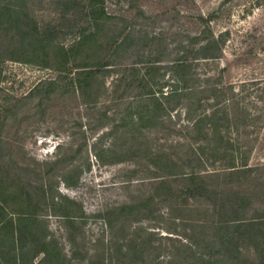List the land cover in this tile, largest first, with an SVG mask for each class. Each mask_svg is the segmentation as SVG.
I'll use <instances>...</instances> for the list:
<instances>
[{
	"label": "trees",
	"instance_id": "1",
	"mask_svg": "<svg viewBox=\"0 0 264 264\" xmlns=\"http://www.w3.org/2000/svg\"><path fill=\"white\" fill-rule=\"evenodd\" d=\"M29 1L0 0V46L10 36L8 48L16 53L11 59L60 72L55 80L40 84L47 86L48 95L57 89L72 90L86 100H95L106 89L104 78L113 75L115 92L125 87L124 111L110 133L113 136L123 128L125 147L117 152L114 141L102 151L95 146L96 157L102 159L103 151L110 156L119 154L113 161L119 163L125 157L147 155L153 190L138 202H126L96 215L110 232L96 256L85 246L83 229L80 234L74 232L86 216L80 203L50 193L43 182L32 184L30 179L27 184L19 178L11 182L5 173L0 176V264L85 260L93 264L94 256L103 264H155L153 260L164 250L153 256L160 247L141 239L140 233L136 235L143 226L133 228L129 222L155 219L154 212L162 204L170 217L183 223L188 242L173 244L169 260L156 264H264V163L251 164L258 138L253 136L254 130L246 129L262 116L250 107L258 110L261 106L245 103L247 94L242 95L234 84H223L221 78L209 76L207 84L200 86L194 70L195 62L222 56L224 35L216 36L209 27V21L219 14L212 11L206 19L200 17L208 27L203 36L182 41L168 65L159 66L155 61L143 72L130 62V56L136 49L144 51L150 41L148 34L142 33L136 42L129 21L111 11L108 0H54L62 10L55 21L43 26L30 17ZM151 68L155 69L153 75ZM131 87L132 93L127 92ZM38 92L33 90L29 97ZM165 122L174 127L179 124L176 152L140 139V133L147 137L144 129ZM187 199L195 202L190 208L182 202ZM41 206H52L55 215L66 221L70 253L39 215ZM175 212L179 214L175 216ZM188 212L191 218L186 216Z\"/></svg>",
	"mask_w": 264,
	"mask_h": 264
},
{
	"label": "rangeland",
	"instance_id": "2",
	"mask_svg": "<svg viewBox=\"0 0 264 264\" xmlns=\"http://www.w3.org/2000/svg\"><path fill=\"white\" fill-rule=\"evenodd\" d=\"M107 6L129 21L136 42L140 41L142 33L148 34L150 41L144 51L136 49L130 56V62L143 72L155 61L159 66L168 65L182 41L203 36L208 27L200 17L206 19L210 12L216 11L219 17L209 21V27L216 36L224 35L222 56L215 61L199 60L194 63V70L200 86L207 84L209 76L221 78L223 84H234L242 95L247 94L245 103L261 106L258 110L250 107L254 114L262 116L246 129L254 130L253 136L258 138L251 164L264 163V0H108ZM61 10L54 0L29 1L30 17L42 26L55 21ZM9 37H5L0 46V176L8 173L11 182L16 178L27 184L30 179L32 184L43 182L50 193L58 197L66 195L80 203L86 216L74 232L80 234L83 229L85 246L97 256L110 232L105 221L96 215L126 202H138L153 190L147 155L125 157L122 162L114 163L119 154L110 156L103 151L102 159L95 154V146L102 151L112 141L117 152L125 147L123 128L113 136L110 133L111 127L123 117L121 98L125 87L117 88L116 93L114 76L109 75L104 78L106 89L95 100H86L72 90L57 89L48 95L47 86L40 84L55 80L60 72L11 59L16 53L8 48ZM68 39L63 42L68 44ZM141 58L143 62L137 63ZM154 71L150 69L152 75ZM164 71L165 68L158 72ZM35 89L41 93L29 97ZM131 89L127 92L132 93ZM178 129L179 124L174 127L165 122L164 126L144 129L147 137L143 138L140 133V139L176 152V143L181 138ZM182 202L188 208L195 203L191 199ZM53 210L52 206H41L38 213L58 238L60 246L70 253L69 227ZM168 212L167 206L162 204L154 212L155 219L129 222L133 228L143 226L142 232L136 235L140 233L141 239L151 240L154 246L160 247L153 256L164 250L153 260L155 264L169 260L167 254L173 244L188 242L183 235V223L170 217ZM186 216L190 217V213ZM78 239L84 243L80 236ZM83 245L80 244L85 250ZM96 256L93 264H103ZM88 262L76 261L75 264Z\"/></svg>",
	"mask_w": 264,
	"mask_h": 264
}]
</instances>
